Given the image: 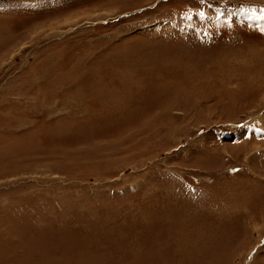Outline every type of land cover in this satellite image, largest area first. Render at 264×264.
Here are the masks:
<instances>
[{"label": "rangeland", "instance_id": "rangeland-1", "mask_svg": "<svg viewBox=\"0 0 264 264\" xmlns=\"http://www.w3.org/2000/svg\"><path fill=\"white\" fill-rule=\"evenodd\" d=\"M0 264H264V0H0Z\"/></svg>", "mask_w": 264, "mask_h": 264}]
</instances>
